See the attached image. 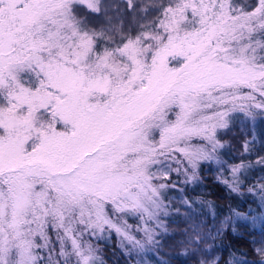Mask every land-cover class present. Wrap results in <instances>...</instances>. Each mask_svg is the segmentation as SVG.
Listing matches in <instances>:
<instances>
[{"label":"snow or ice","instance_id":"1","mask_svg":"<svg viewBox=\"0 0 264 264\" xmlns=\"http://www.w3.org/2000/svg\"><path fill=\"white\" fill-rule=\"evenodd\" d=\"M253 109L264 0H0V264H103L106 227L142 247L114 217L155 218L165 161L195 173Z\"/></svg>","mask_w":264,"mask_h":264},{"label":"trees","instance_id":"2","mask_svg":"<svg viewBox=\"0 0 264 264\" xmlns=\"http://www.w3.org/2000/svg\"><path fill=\"white\" fill-rule=\"evenodd\" d=\"M253 112L255 122L243 113L233 114L238 119L230 130L218 132L224 147L212 153V159L201 160L195 173L179 153L174 155L182 164L165 161L171 165L169 176L154 181L168 185L161 189L162 202L170 208L165 229L147 216L140 219L138 213L114 217L121 226L126 221V231L143 246L125 250L117 241L121 235L106 227L105 236L95 241L101 244L97 252L103 264H260L256 249L264 246V164L258 161L264 157V115L259 109ZM190 142L192 149L210 150L199 138ZM236 165L242 167L236 173L239 188L233 191L223 181H232ZM153 170L159 174L157 166Z\"/></svg>","mask_w":264,"mask_h":264},{"label":"rangeland","instance_id":"3","mask_svg":"<svg viewBox=\"0 0 264 264\" xmlns=\"http://www.w3.org/2000/svg\"><path fill=\"white\" fill-rule=\"evenodd\" d=\"M258 109H255V111H257ZM258 117H257V115H255V117H251V119H252V122H255L256 121V119H257ZM193 139H195V138H193ZM192 141V140H191ZM190 144H191V142H190ZM214 160L216 161V162H218V160H216L215 158H214ZM166 165V164H165ZM157 170H167L163 165H158L157 166ZM152 171H154L155 172V170H153L152 169ZM170 172V171H169ZM169 172H168V176H169ZM161 180V179H160ZM156 181H158V180H156ZM181 202H183V200L181 199V201H180V203ZM170 205H171V202L169 201L168 202ZM173 206V205H172ZM171 206V208H173ZM175 207V206H174ZM176 208V207H175ZM170 209V208H169ZM165 205H164V203L162 202V207H161V209L159 210V212H158V215L155 217V218H153L154 219V221L157 223V225L159 226V227H161V228H164L165 229V218L167 217V216H169V214H170V210H169ZM148 229H151L150 227H148ZM106 229H105V231L103 232V233H99V232H97L96 233V235H89V234H85V237H84V239L87 241V242H89V243H91V245L93 246V248H95L97 251H98V249H100V245L101 244H97V243H95V241L98 239V238H102V237H104L105 236V234H106ZM117 241H118V243L123 247V248H125V250H127V251H129V252H133V251H135L136 250V248H138V246H136V245H134L132 242H129V241H127V240H125L122 236L121 237H119L118 239H117ZM152 242H153V237H152V240H151ZM264 247V246H263ZM57 250H58V245H57ZM41 255H45V252L44 251H41ZM97 255L98 256H100V254L97 252Z\"/></svg>","mask_w":264,"mask_h":264}]
</instances>
